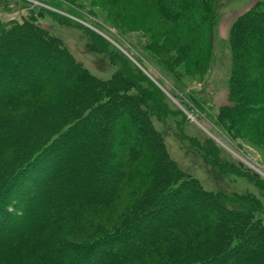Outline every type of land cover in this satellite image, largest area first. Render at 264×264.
<instances>
[{
  "label": "trees",
  "instance_id": "obj_1",
  "mask_svg": "<svg viewBox=\"0 0 264 264\" xmlns=\"http://www.w3.org/2000/svg\"><path fill=\"white\" fill-rule=\"evenodd\" d=\"M156 1L167 18L195 31L207 16L214 30L220 20L218 9H211L212 0ZM196 10L203 20L195 24L190 15ZM30 11L23 24L0 23V65L7 61L10 67L0 74V264H74L77 259L78 264H221L247 253L245 248L252 242L259 248L252 252L253 263L246 264H264L261 202L249 194L231 196L207 189L172 157L165 132L182 149L193 150L204 168L225 177H246L263 192L264 181L222 161L205 135L191 138L181 124L185 114L174 109L157 84L105 39L47 8ZM40 14L81 29L117 74L101 79L77 62L58 38L36 25ZM24 43L32 51H37L34 46L46 51L50 61L44 64L51 62L58 73L24 80L29 64L22 63V71L20 64L14 66ZM233 51L237 65L231 78L235 105L230 111L237 127L263 134L264 0L235 24ZM49 95L51 100L43 103L42 98ZM17 109L21 111L16 113ZM123 115H131V129L126 131L130 139L116 130ZM156 122L163 124L165 132ZM87 124L109 128L110 142L104 146L111 150H100L101 162L89 161L83 146L94 136L87 135L81 144L73 142L83 137L79 129ZM67 154L74 155L68 164L71 169L62 170L63 180L53 175L58 185L45 189L48 175ZM112 161L106 187L104 172ZM98 169L101 176H95ZM140 173L150 180L124 222L87 242L58 237L93 225L89 214L110 208L122 181ZM178 197L188 205L198 203L201 211L187 218L176 211L165 213ZM23 206L27 209L19 211ZM108 255L113 258L101 262Z\"/></svg>",
  "mask_w": 264,
  "mask_h": 264
},
{
  "label": "rangeland",
  "instance_id": "obj_2",
  "mask_svg": "<svg viewBox=\"0 0 264 264\" xmlns=\"http://www.w3.org/2000/svg\"><path fill=\"white\" fill-rule=\"evenodd\" d=\"M25 1L30 2L31 5L26 7L21 1L17 3L15 0H0V23L17 21L23 24L29 17L30 10L38 13L44 6L48 10L69 18L76 24L89 28L138 66L157 84L171 106L185 114V122L181 121V124L186 128L187 134L191 138L205 135L215 154L222 161L242 168L264 181V133H253L246 128L237 127L236 125L239 124L234 121L233 111H230L235 105V98L232 96L231 90V78L237 65L233 51L234 26L260 0H212L211 9L217 8L220 18L216 30L213 29L211 18L207 16L203 20L199 11L196 10L191 12L190 18L195 24L203 20L204 25L198 31L167 18L163 6L156 0ZM177 1L191 2V0ZM15 4L18 5L14 9ZM210 11L209 7V10L206 11L207 15ZM36 17V25L56 39L58 38L74 59L93 74L105 80L117 74V69L112 66L110 61L103 59L101 53L91 47L81 29L60 25L49 15L42 17L40 14ZM23 45L25 46L22 50L17 52L14 66L20 64L21 68L18 67V69L22 71V63L25 66L29 64L22 76L24 80L32 79V77L46 79L58 73L54 69L55 67L51 66V62L50 66L44 64V62L50 61V55L46 51L34 46L37 50L35 52L29 49L27 43ZM61 62L63 63V61ZM7 64L8 62L4 61L0 65V74L10 68ZM51 97L49 95L42 98L43 103L51 100ZM184 101L187 102L183 104ZM262 101L264 103V97ZM17 110L16 113L21 111ZM130 116L123 115V121L119 126H116V130L128 139L132 137L131 134L126 136V131L131 129ZM172 121L179 124L176 119ZM156 123L157 128L163 130V124ZM107 129L109 128L96 129L89 124L79 129L83 137H76L73 140L77 144L83 143V139L87 135L94 136L86 145L83 144L87 147L89 161L101 162L103 159L100 157V150H111L108 145L104 146L106 142H110L109 135L106 133ZM113 129L115 128L113 127ZM165 135L169 151L181 168L199 178L209 190L227 193L231 196L249 194L256 197L263 205V209L258 215L264 222V192L252 181L246 177L235 175L225 177L216 170L202 167L193 150L182 149L169 133L165 132ZM124 141L123 139L122 142L125 144ZM142 143L145 145L146 142L142 141ZM116 154L118 156V153ZM67 155L69 159L60 160L58 158L60 161L48 175V185L45 186V189H48L49 185H58L59 181H55L53 175L60 176L63 180L64 171L62 170L66 171L67 168L69 171L71 169L68 164L74 155ZM113 163L112 161V166L107 165L104 172L107 180H104L103 183L106 187L110 184ZM96 172H94L95 176L100 175L99 169ZM149 180L150 177L146 173L136 176L129 175L117 189L110 208L89 214L95 220L93 225L76 229L71 233L70 231L61 233L58 237L65 242H87L94 236H98L103 230L117 227L124 222L134 203L141 197ZM8 200L14 202L12 197ZM195 200L194 198L193 201ZM21 208L19 209L21 212L27 209L25 206ZM167 210L165 213L176 211L187 218V214L196 215L201 211V208L198 203L188 205L181 197H178ZM258 248L259 245L252 242L245 248L247 253H241L221 264L253 263L251 262L252 252ZM66 254L72 255L73 251H68ZM112 258L113 255H108L101 262ZM78 261V259L75 260L74 264H78Z\"/></svg>",
  "mask_w": 264,
  "mask_h": 264
},
{
  "label": "built area",
  "instance_id": "obj_3",
  "mask_svg": "<svg viewBox=\"0 0 264 264\" xmlns=\"http://www.w3.org/2000/svg\"><path fill=\"white\" fill-rule=\"evenodd\" d=\"M41 5V4H40ZM43 8H44V6H43Z\"/></svg>",
  "mask_w": 264,
  "mask_h": 264
}]
</instances>
